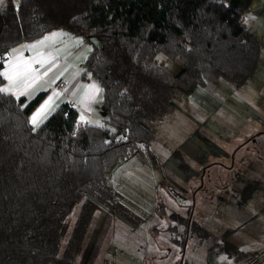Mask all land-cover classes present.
<instances>
[{
  "label": "trees",
  "instance_id": "16d2710c",
  "mask_svg": "<svg viewBox=\"0 0 264 264\" xmlns=\"http://www.w3.org/2000/svg\"><path fill=\"white\" fill-rule=\"evenodd\" d=\"M251 1L6 0L0 5L4 58L14 44L53 29L88 45L79 76L98 83L101 112L99 124L79 122L64 101L31 125L28 114L44 91L28 100L0 91V264H77L70 252L98 202H114L108 173L136 148H147L150 125L175 107L177 89L218 79L238 86L252 70L258 42L243 21ZM157 52L177 59L179 70L171 73L151 61ZM2 83L0 75V89ZM76 203L60 246V228ZM114 207L129 217L119 203ZM186 223L204 233L193 221ZM93 250L92 245L89 254ZM223 252L231 258L244 254L233 245Z\"/></svg>",
  "mask_w": 264,
  "mask_h": 264
},
{
  "label": "rangeland",
  "instance_id": "374dc122",
  "mask_svg": "<svg viewBox=\"0 0 264 264\" xmlns=\"http://www.w3.org/2000/svg\"><path fill=\"white\" fill-rule=\"evenodd\" d=\"M243 21L258 42L250 73L238 86L218 79L177 89L184 103L150 125L147 148H136L108 173L114 202H98L70 252L77 264H244L240 256L223 260V248L242 234L264 237V0H252ZM151 61L179 70L177 59L160 52ZM239 156L253 168L235 171ZM232 160L228 174L217 164ZM226 178L232 183L223 186ZM78 203L64 218L60 246Z\"/></svg>",
  "mask_w": 264,
  "mask_h": 264
},
{
  "label": "crops",
  "instance_id": "0c3cea01",
  "mask_svg": "<svg viewBox=\"0 0 264 264\" xmlns=\"http://www.w3.org/2000/svg\"><path fill=\"white\" fill-rule=\"evenodd\" d=\"M5 1L0 0V5ZM10 1L13 4L17 2V0ZM87 51L88 45L85 42L63 29H53L36 38L20 41L7 50L2 61L0 73H7V76L13 79L9 80L5 75H1L3 77L1 87L2 89L8 88L10 90L8 92L15 98L22 97L24 100L30 99L38 91H44L42 98L28 114L31 125H33L32 115L45 102L48 106L41 118L64 101L69 102L75 108L76 119L79 122L99 124L101 122L99 85L91 78L79 76L80 63ZM59 80H63L64 84L59 85ZM175 98L177 103H184V97L179 94H176ZM175 108L176 105L166 115L172 114ZM236 162L237 170L235 171H242V169L238 170V166L247 165L253 168L250 166L251 163L244 164L241 156ZM217 164L225 169L226 173L232 171L234 166L233 160L228 166ZM229 183H232V180L226 178L223 186ZM231 245L244 251L240 257L245 258L244 264H264V237L256 239L242 234L237 239L236 245ZM221 254L224 255L223 260L230 261L231 257L224 253Z\"/></svg>",
  "mask_w": 264,
  "mask_h": 264
},
{
  "label": "snow or ice",
  "instance_id": "6c2138e0",
  "mask_svg": "<svg viewBox=\"0 0 264 264\" xmlns=\"http://www.w3.org/2000/svg\"><path fill=\"white\" fill-rule=\"evenodd\" d=\"M35 47V46H33ZM0 75H5L9 80L13 79V77L11 76H7V73H0ZM0 91H3V92H8L10 91L8 88H3V89H0ZM47 102H45L44 105H42L31 117V123L33 125H38L39 123V120L42 116V114L45 112L46 108H47Z\"/></svg>",
  "mask_w": 264,
  "mask_h": 264
},
{
  "label": "built area",
  "instance_id": "2783aa9c",
  "mask_svg": "<svg viewBox=\"0 0 264 264\" xmlns=\"http://www.w3.org/2000/svg\"><path fill=\"white\" fill-rule=\"evenodd\" d=\"M4 59V55H0V60L2 61ZM59 85H62L59 83Z\"/></svg>",
  "mask_w": 264,
  "mask_h": 264
}]
</instances>
